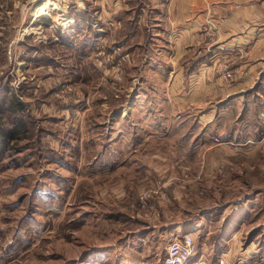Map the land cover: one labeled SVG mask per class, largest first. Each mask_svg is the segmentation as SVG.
Returning a JSON list of instances; mask_svg holds the SVG:
<instances>
[{"label":"rangeland","instance_id":"rangeland-1","mask_svg":"<svg viewBox=\"0 0 264 264\" xmlns=\"http://www.w3.org/2000/svg\"><path fill=\"white\" fill-rule=\"evenodd\" d=\"M50 1L51 10L42 9L46 0H0V93L9 89L10 95L30 99L23 114L30 130L0 157V264H162L170 236L148 219L160 210L156 191L163 184L148 187L138 180L140 174L151 175L150 166L144 167L146 158L135 162L132 157L130 164L117 168L111 141L138 135L158 147V141L177 137L180 127L163 128L175 125V104L148 49L163 42L152 31H89L98 15L91 0ZM52 14L66 20L56 28ZM162 108L168 109L165 115ZM13 118L7 113L4 121ZM134 126L139 130L133 131ZM189 138L193 143L194 135L186 130L180 139ZM182 144L176 168L186 181H175L187 190L198 181V191L187 198L191 211L212 204L224 209L244 197L247 185L251 191L264 188L263 176L245 181L238 175L264 172L257 156L248 167L244 160L223 164L226 155L239 156L227 149L217 153L215 145L214 175L204 179L202 164L191 155L194 147ZM139 149L147 152L146 146ZM194 174L195 182L190 178ZM120 181L127 183L126 195H101ZM147 193L153 197L144 205ZM259 199L263 203L253 217L264 223V196ZM232 209L216 212L215 220L227 219ZM224 229L216 224L211 240L221 243ZM260 230L264 264V228ZM249 239L244 236L242 248ZM225 243L211 254L218 256L211 264H220V252L229 246ZM197 255L189 264L200 261Z\"/></svg>","mask_w":264,"mask_h":264},{"label":"crops","instance_id":"crops-1","mask_svg":"<svg viewBox=\"0 0 264 264\" xmlns=\"http://www.w3.org/2000/svg\"><path fill=\"white\" fill-rule=\"evenodd\" d=\"M85 1L89 4V0ZM91 1L98 5V15L94 28L89 31H152V35L160 36L163 42L158 49H148L152 59L159 62L164 75L162 79L170 88L175 104L176 123L169 130L167 124L163 128L169 132L180 127L177 137L168 135L175 140H160L158 147L149 139L142 137L139 140L138 135H132L133 139L111 141L112 163L116 162L117 168L124 163L130 164L132 157L135 162L136 158H146L144 167L150 166L151 175L140 174L138 180H145L142 184L148 187L163 184V188L156 191L160 210L159 207L154 209L148 224L163 227L164 236L169 235L170 241L174 234L193 235L199 245L197 258L200 259L194 264L217 261L218 256H210L217 254L223 242L229 246L228 250L220 252V264H232L236 260L238 264H260L263 245L257 235L263 233L259 229L264 228V223L254 218L253 213L263 203L259 198L264 196V188L251 191L248 189L251 186L247 185L244 197L224 209H217L212 204L206 210L196 207V211H191L186 206L187 198L192 191L199 189L197 175L190 176L197 182L191 183L189 190L175 180L186 181L176 168V164L182 162L181 156L176 155L179 154L178 148L184 147L181 142L190 149L194 147L191 155L202 164L199 175L204 179H211L214 175L215 145L219 146L217 153L223 154V149H227L236 151L239 156L226 155L223 164L244 160L248 167V160L257 156L256 160L264 166V0ZM223 69L231 71V79L225 78ZM162 111L165 115L168 109L162 108ZM139 128L134 126L132 129ZM186 130L189 135H194L193 143V138L180 139ZM213 137H219L221 143H215ZM144 146L147 152L139 149ZM246 171L238 174L239 178L260 180L263 176L264 180V172L248 174ZM128 189L127 183L120 181L104 188L101 195L121 198ZM151 195L147 203L151 202ZM230 208H233L231 216L215 220L216 212ZM216 224L225 228L219 234L221 243L211 240ZM183 229L191 230L181 232ZM244 236L250 239L242 248ZM238 243L239 247H236Z\"/></svg>","mask_w":264,"mask_h":264},{"label":"trees","instance_id":"trees-1","mask_svg":"<svg viewBox=\"0 0 264 264\" xmlns=\"http://www.w3.org/2000/svg\"><path fill=\"white\" fill-rule=\"evenodd\" d=\"M10 94L9 89H4L0 93V157L5 156L8 151L15 148L20 138L30 130L25 121L26 116L23 115L30 99L27 100L26 97L28 96H25L23 99L26 101H24L18 97L19 94ZM7 113L14 116L12 123L4 121Z\"/></svg>","mask_w":264,"mask_h":264},{"label":"built area","instance_id":"built-area-1","mask_svg":"<svg viewBox=\"0 0 264 264\" xmlns=\"http://www.w3.org/2000/svg\"><path fill=\"white\" fill-rule=\"evenodd\" d=\"M226 79L232 78V73L228 69H223ZM215 143L220 144L219 137H213ZM152 195L147 193L143 196L142 203L147 204V201ZM199 245L190 233L174 234L170 241L162 264H189L190 261L198 254ZM205 264V262H201Z\"/></svg>","mask_w":264,"mask_h":264},{"label":"bare ground","instance_id":"bare-ground-1","mask_svg":"<svg viewBox=\"0 0 264 264\" xmlns=\"http://www.w3.org/2000/svg\"><path fill=\"white\" fill-rule=\"evenodd\" d=\"M47 2L44 4V7L42 9H47V7H50L53 5V2H51L50 0H46ZM51 10V7H50ZM54 11V10H53ZM44 14V12H39L37 15H41ZM52 22L54 27L58 28L66 19L64 17H62V15L60 14H52Z\"/></svg>","mask_w":264,"mask_h":264}]
</instances>
